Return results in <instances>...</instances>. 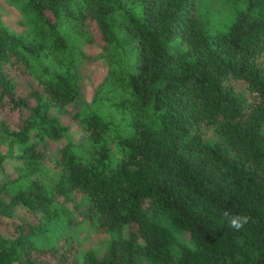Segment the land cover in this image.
Returning <instances> with one entry per match:
<instances>
[{
    "label": "trees",
    "instance_id": "trees-1",
    "mask_svg": "<svg viewBox=\"0 0 264 264\" xmlns=\"http://www.w3.org/2000/svg\"><path fill=\"white\" fill-rule=\"evenodd\" d=\"M225 1L10 0L0 264H264V0Z\"/></svg>",
    "mask_w": 264,
    "mask_h": 264
},
{
    "label": "rangeland",
    "instance_id": "rangeland-1",
    "mask_svg": "<svg viewBox=\"0 0 264 264\" xmlns=\"http://www.w3.org/2000/svg\"><path fill=\"white\" fill-rule=\"evenodd\" d=\"M200 7L203 15L210 19V26H216L217 24L233 19V9H231V6L227 4L225 0H201ZM0 13L2 17L9 22L19 17L17 10L11 4L10 0H0ZM101 75V71H98L93 82L95 85L99 82ZM91 88L92 85L87 82L84 93V97L87 101L91 100ZM70 233L81 252L88 250L98 251L105 246L108 240L107 233L96 230L92 224L88 222L74 227Z\"/></svg>",
    "mask_w": 264,
    "mask_h": 264
},
{
    "label": "clouds",
    "instance_id": "clouds-1",
    "mask_svg": "<svg viewBox=\"0 0 264 264\" xmlns=\"http://www.w3.org/2000/svg\"><path fill=\"white\" fill-rule=\"evenodd\" d=\"M223 215L228 219L230 228L239 231L247 225L251 217L247 214L231 215L224 212Z\"/></svg>",
    "mask_w": 264,
    "mask_h": 264
}]
</instances>
